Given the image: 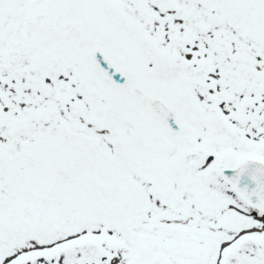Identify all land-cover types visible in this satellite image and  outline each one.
I'll use <instances>...</instances> for the list:
<instances>
[{"label":"snow or ice","instance_id":"snow-or-ice-1","mask_svg":"<svg viewBox=\"0 0 264 264\" xmlns=\"http://www.w3.org/2000/svg\"><path fill=\"white\" fill-rule=\"evenodd\" d=\"M0 264H264V0H0Z\"/></svg>","mask_w":264,"mask_h":264}]
</instances>
